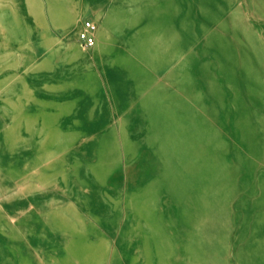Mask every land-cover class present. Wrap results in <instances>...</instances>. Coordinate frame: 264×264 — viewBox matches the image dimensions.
Masks as SVG:
<instances>
[{
    "label": "rangeland",
    "instance_id": "1",
    "mask_svg": "<svg viewBox=\"0 0 264 264\" xmlns=\"http://www.w3.org/2000/svg\"><path fill=\"white\" fill-rule=\"evenodd\" d=\"M87 1L92 56L58 34L85 0H0V264H264V0ZM48 5L57 77H2L6 15ZM150 7L162 65L114 92L108 15Z\"/></svg>",
    "mask_w": 264,
    "mask_h": 264
},
{
    "label": "crops",
    "instance_id": "2",
    "mask_svg": "<svg viewBox=\"0 0 264 264\" xmlns=\"http://www.w3.org/2000/svg\"><path fill=\"white\" fill-rule=\"evenodd\" d=\"M67 3V2H66ZM89 2L85 0L80 5H66L65 9L67 11L74 12V22L73 24L66 30V31H59V33L68 34V39L71 41L68 44H76L78 48H80L82 51L89 53L91 56L98 50V46H101L105 44L103 42L104 40H101V37L98 36V25L93 22L96 25V29L92 32V34L95 37L96 42V35L99 40L98 45L94 48L92 52L88 51L91 50L94 45L87 46L84 44V42L80 39V33L85 29V22H83V19L87 16L89 12ZM102 8L99 9V12L104 14L102 12ZM49 15V5L48 8H46L45 12L43 14L36 16L32 20H25L22 14H8L5 17V23L8 25L7 28V39L11 40V43L6 42V47H9L11 50H15L14 54H10L9 57H6L4 61L2 62V71H4L5 75L3 74L2 77H57L56 71L53 67L55 64V59L51 61L50 65L47 68L42 67V64L44 63V60L46 59V56L51 49L57 50V51H63L66 49L69 45L66 43V45L61 44V42L54 41L49 45V48L47 47L46 51L42 50L39 51L34 46V40L36 39V31H38V24L40 21L44 18L47 19ZM103 20V17H102ZM101 20V23H102ZM20 26H24V29H27L25 31L26 36H23V33L18 34L17 29ZM101 27V24H100ZM28 30H31L32 32H29ZM78 33V35H77ZM27 39V40H26ZM113 43V42H112ZM110 44V43H108ZM112 45V44H110ZM114 50L112 51L113 54H116L114 51H117L115 49L118 47V44L114 45ZM5 48V47H4ZM3 48V49H4ZM8 48V49H9ZM161 51V49H160ZM50 53V52H49ZM162 53V51H161ZM163 54V53H162ZM163 56V55H162ZM58 60V59H56ZM53 64V65H52ZM162 65V62H161ZM160 65V67H161ZM146 66V65H145ZM25 70V73L22 72ZM160 69H158L159 71ZM17 100V99H16ZM7 111H11L13 107L6 106Z\"/></svg>",
    "mask_w": 264,
    "mask_h": 264
},
{
    "label": "bare ground",
    "instance_id": "3",
    "mask_svg": "<svg viewBox=\"0 0 264 264\" xmlns=\"http://www.w3.org/2000/svg\"><path fill=\"white\" fill-rule=\"evenodd\" d=\"M202 1L209 4L208 7L213 2V0ZM137 8L140 9L141 7L137 6ZM175 8L176 6H173V9ZM152 11L153 9L151 7L146 8L142 14L131 16V18L124 11H118L108 15L107 29H110L109 35L111 38L103 47L100 61H105L108 66L106 71L113 77L109 82V86L114 92L118 89L120 91H124L126 88L134 89L135 86L132 85L135 84L138 77L146 74L147 71L145 70L148 69L151 71L163 61V54L160 49L155 48L145 38L146 34L144 31L142 33L140 30L135 29V24L140 16H144L147 19L152 14ZM60 16L66 25H71L72 18L69 13L66 16ZM149 23L153 26L157 24L153 19ZM179 33L183 34L182 31ZM115 44H118V47L115 48L117 49V53L113 54L112 51L114 50Z\"/></svg>",
    "mask_w": 264,
    "mask_h": 264
},
{
    "label": "built area",
    "instance_id": "4",
    "mask_svg": "<svg viewBox=\"0 0 264 264\" xmlns=\"http://www.w3.org/2000/svg\"><path fill=\"white\" fill-rule=\"evenodd\" d=\"M96 29V25L91 22L87 21L85 23V29L80 33V39L84 42L87 46H92L95 43V37L92 32Z\"/></svg>",
    "mask_w": 264,
    "mask_h": 264
}]
</instances>
